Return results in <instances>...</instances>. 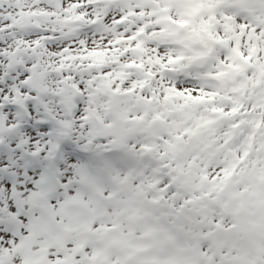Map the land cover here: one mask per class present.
<instances>
[{"label":"snow or ice","instance_id":"obj_1","mask_svg":"<svg viewBox=\"0 0 264 264\" xmlns=\"http://www.w3.org/2000/svg\"><path fill=\"white\" fill-rule=\"evenodd\" d=\"M0 264H264V0H0Z\"/></svg>","mask_w":264,"mask_h":264}]
</instances>
